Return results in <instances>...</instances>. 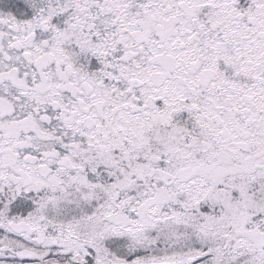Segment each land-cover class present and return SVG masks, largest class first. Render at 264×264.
<instances>
[{
    "label": "snow or ice",
    "instance_id": "snow-or-ice-1",
    "mask_svg": "<svg viewBox=\"0 0 264 264\" xmlns=\"http://www.w3.org/2000/svg\"><path fill=\"white\" fill-rule=\"evenodd\" d=\"M0 264H264V0H0Z\"/></svg>",
    "mask_w": 264,
    "mask_h": 264
}]
</instances>
